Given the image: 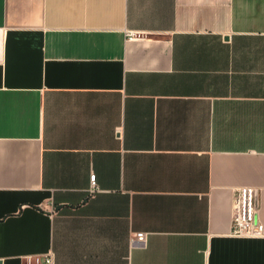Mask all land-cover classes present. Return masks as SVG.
Instances as JSON below:
<instances>
[{"label":"crops","instance_id":"0c3cea01","mask_svg":"<svg viewBox=\"0 0 264 264\" xmlns=\"http://www.w3.org/2000/svg\"><path fill=\"white\" fill-rule=\"evenodd\" d=\"M244 187L264 0H0V264H264Z\"/></svg>","mask_w":264,"mask_h":264},{"label":"built area","instance_id":"2783aa9c","mask_svg":"<svg viewBox=\"0 0 264 264\" xmlns=\"http://www.w3.org/2000/svg\"><path fill=\"white\" fill-rule=\"evenodd\" d=\"M91 193L97 190L96 176H91ZM259 212V193L251 187H244L237 190L233 202L232 212V231L231 235L236 237H262L264 227L258 220ZM146 234L137 233L131 238V244L144 245ZM35 264H54L50 255L45 256L44 260L36 259Z\"/></svg>","mask_w":264,"mask_h":264}]
</instances>
